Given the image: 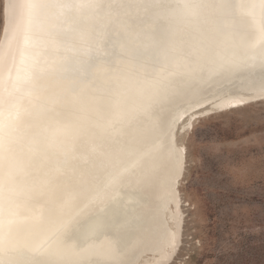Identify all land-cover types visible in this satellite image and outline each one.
I'll return each instance as SVG.
<instances>
[{
	"label": "snow or ice",
	"instance_id": "obj_1",
	"mask_svg": "<svg viewBox=\"0 0 264 264\" xmlns=\"http://www.w3.org/2000/svg\"><path fill=\"white\" fill-rule=\"evenodd\" d=\"M257 250L264 0H0V264Z\"/></svg>",
	"mask_w": 264,
	"mask_h": 264
},
{
	"label": "rangeland",
	"instance_id": "obj_2",
	"mask_svg": "<svg viewBox=\"0 0 264 264\" xmlns=\"http://www.w3.org/2000/svg\"><path fill=\"white\" fill-rule=\"evenodd\" d=\"M259 142H258V138H255L254 140H249L247 142H243L240 144H233V147L240 150L241 152H248V151H252L253 149L258 148ZM254 167H258L259 166V161L254 160L252 162ZM209 256L208 253H205L204 256L199 257V259H207ZM248 259L252 260L254 262V264H259L260 260H261V254L260 252L257 250L253 253H251L248 257Z\"/></svg>",
	"mask_w": 264,
	"mask_h": 264
}]
</instances>
